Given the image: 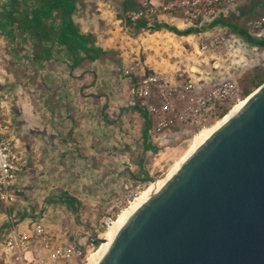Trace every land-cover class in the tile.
Returning <instances> with one entry per match:
<instances>
[{
	"label": "rangeland",
	"instance_id": "rangeland-1",
	"mask_svg": "<svg viewBox=\"0 0 264 264\" xmlns=\"http://www.w3.org/2000/svg\"><path fill=\"white\" fill-rule=\"evenodd\" d=\"M118 1L78 0L74 16L78 28L93 34L98 47L112 52L77 69L73 76L72 60L57 43L47 57L49 42L35 47L34 39L25 40L15 29L16 39L8 35L13 30L9 11L16 7L20 11L13 16L22 18L24 4L30 7L33 0H0V110H10L1 111L2 118H11V132L21 139L28 158L22 199L33 214L45 213L47 225L69 228L83 241L94 232L103 240L105 232L99 230L104 220L129 206L149 187V179L166 180L197 135L198 131H177L160 136L153 126L149 140L158 151L148 152L146 173L139 172L144 119L132 108L141 105L137 89L145 74L179 82L200 79L205 85L237 82L238 95L225 105L231 109L246 98L241 77L256 67L264 68V48L251 46L230 27L205 28L209 18L193 21L182 10L165 9L156 0L155 7L148 6V10L155 8L150 16L158 14V20L181 30L198 25L203 32L186 37L167 30L160 35L150 31L131 35L117 17ZM257 1H231L221 16L233 19L249 12ZM261 1L256 16L241 19L249 31V22L264 21ZM177 11L182 17L171 14ZM60 25V13L52 14L47 28L57 31ZM260 31L264 37V25ZM223 36L226 45L203 48ZM33 49L43 57L33 59ZM148 57L155 70L147 65ZM132 75L138 77L137 83ZM127 169L139 179L134 180ZM67 199L81 203L74 202L78 213L69 209Z\"/></svg>",
	"mask_w": 264,
	"mask_h": 264
},
{
	"label": "water",
	"instance_id": "water-1",
	"mask_svg": "<svg viewBox=\"0 0 264 264\" xmlns=\"http://www.w3.org/2000/svg\"><path fill=\"white\" fill-rule=\"evenodd\" d=\"M99 264H264V84L134 212Z\"/></svg>",
	"mask_w": 264,
	"mask_h": 264
},
{
	"label": "built area",
	"instance_id": "built-area-1",
	"mask_svg": "<svg viewBox=\"0 0 264 264\" xmlns=\"http://www.w3.org/2000/svg\"><path fill=\"white\" fill-rule=\"evenodd\" d=\"M156 1L165 9L182 10L193 21L209 18L213 22L234 0ZM144 4L156 6L155 0ZM154 10L150 7L148 12ZM248 25L250 34L261 38L264 21H251ZM226 41L223 36L221 40L204 43L203 48H218L221 43L226 45ZM201 81L179 82L159 74L144 75L137 95L141 106L150 114L157 134L177 131L193 134L204 129L219 119L228 100L239 93L237 82L232 80L214 85L201 84ZM1 111L10 113V110H0V260L4 264H84L96 249L95 240L88 237L83 241L69 228L50 227L45 213L33 214L22 199L28 158L21 139L11 132V118H2ZM113 222L112 218L104 220L108 228Z\"/></svg>",
	"mask_w": 264,
	"mask_h": 264
},
{
	"label": "trees",
	"instance_id": "trees-1",
	"mask_svg": "<svg viewBox=\"0 0 264 264\" xmlns=\"http://www.w3.org/2000/svg\"><path fill=\"white\" fill-rule=\"evenodd\" d=\"M33 2L34 5L30 7L26 3L24 4V10L21 13L19 12L22 14V18L13 16L15 12L20 11L16 7L9 11L7 19L11 21V27L13 28V30L11 29L9 31V36L16 39V35L12 32L15 29V32H17L18 35L23 37L25 40L28 38L34 39L35 47L49 42L51 46L45 50L47 57H50L52 53L51 48L57 43L66 51L72 60L71 73L73 76V73L77 69L84 68L87 64L95 63L102 58V55L112 52H108L98 47L93 34H85L78 28L74 19L75 13L79 7L78 0H33ZM144 3L145 0H119L117 3V17L121 21L124 28L127 29L131 35H140L145 31L155 33L167 30L178 36L186 37L203 32V30L198 26L181 30L177 26L161 22L158 20V14H152L150 16V12H148L149 7ZM262 3L263 2L261 0H258L249 12L243 11L233 19L221 16L205 28L210 29L217 26L230 27L239 36L244 38L251 46L264 48V37L258 38L253 36L250 34L249 28L245 24L241 23V19L245 16H256L258 14V5ZM54 13H60L61 25L57 31H52L47 28V21ZM171 14L177 17H182V13L178 11L171 12ZM205 28L204 30H206ZM32 54L33 59H40L41 56L43 57V54L41 55L35 49H33ZM119 61L121 62L120 59ZM148 72L150 73L152 70L148 69ZM132 79L134 83L138 82L137 76L132 75ZM240 83L245 97H248L264 84V68L256 67L250 70L241 77ZM132 109L144 119L143 155H141L138 160V169L140 173H146V156L148 152L158 151L157 145L149 140L154 123L150 114L140 105V103H137ZM228 110H230L228 106L224 107L219 113V119L224 117L229 112ZM105 117H107L106 113ZM198 132H200V130H198ZM126 172H128L134 180H138L140 177V175L137 176L133 174V172L129 169H127ZM65 202L69 209L73 210L74 213H78V207L75 206L74 202H78L80 206L81 203L79 201L76 199H67ZM126 207L128 206L125 205V208ZM119 214L120 212L114 214L112 219L116 220ZM107 229V225L103 222L99 231L106 232ZM91 237L95 240L96 247L98 248L101 244L99 232L92 233ZM0 264H4V262L0 260Z\"/></svg>",
	"mask_w": 264,
	"mask_h": 264
},
{
	"label": "bare ground",
	"instance_id": "bare-ground-1",
	"mask_svg": "<svg viewBox=\"0 0 264 264\" xmlns=\"http://www.w3.org/2000/svg\"><path fill=\"white\" fill-rule=\"evenodd\" d=\"M248 97L239 101L235 105L232 106L229 112L222 118L218 119L212 125L205 127L191 141L190 147L182 156V158L176 162L174 166H172L168 177L166 180L161 182H151L149 187H147L140 195H138L131 204L123 209L118 218L114 220L111 226L107 229V231L103 234V241L100 246L92 253L89 254L87 259V264H99L104 255L107 253L111 243L114 238L118 234L119 230L124 226V224L128 221V219L136 212V210L150 198L156 191L162 188V186L174 176L178 168L182 165V163L189 158L195 150H197L217 129H219L225 122H227L232 116H234L246 103ZM181 156V155H180Z\"/></svg>",
	"mask_w": 264,
	"mask_h": 264
},
{
	"label": "crops",
	"instance_id": "crops-1",
	"mask_svg": "<svg viewBox=\"0 0 264 264\" xmlns=\"http://www.w3.org/2000/svg\"><path fill=\"white\" fill-rule=\"evenodd\" d=\"M156 33L160 35V31H159V32H156ZM169 34H173V35L177 36L176 34H174V33H172V32H170ZM163 35H168V34L163 33ZM184 37H185V36H184ZM172 39L175 40L174 38H172ZM146 63H147V65H150L149 57L147 58ZM149 67H151L152 69L155 70V68H153L151 65H150Z\"/></svg>",
	"mask_w": 264,
	"mask_h": 264
}]
</instances>
